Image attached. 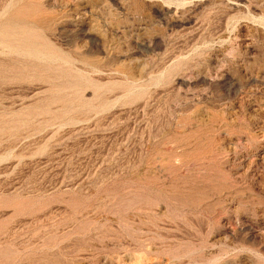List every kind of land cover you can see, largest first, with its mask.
Listing matches in <instances>:
<instances>
[{"label": "rangeland", "instance_id": "obj_1", "mask_svg": "<svg viewBox=\"0 0 264 264\" xmlns=\"http://www.w3.org/2000/svg\"><path fill=\"white\" fill-rule=\"evenodd\" d=\"M0 264H264V0H0Z\"/></svg>", "mask_w": 264, "mask_h": 264}]
</instances>
